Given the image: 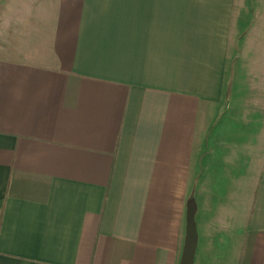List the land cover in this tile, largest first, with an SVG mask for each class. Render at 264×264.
<instances>
[{"label":"crops","instance_id":"crops-1","mask_svg":"<svg viewBox=\"0 0 264 264\" xmlns=\"http://www.w3.org/2000/svg\"><path fill=\"white\" fill-rule=\"evenodd\" d=\"M30 1L0 57V264H180L189 215L193 264H264V112L228 111L264 98L259 16L248 47L241 0ZM227 114L254 170L224 147L219 184ZM215 186L246 187L245 213Z\"/></svg>","mask_w":264,"mask_h":264},{"label":"rangeland","instance_id":"rangeland-1","mask_svg":"<svg viewBox=\"0 0 264 264\" xmlns=\"http://www.w3.org/2000/svg\"><path fill=\"white\" fill-rule=\"evenodd\" d=\"M29 1V2H28ZM0 0V57H16V54H14L10 48H11V42H12V36L11 33L16 29L17 26H25L28 25V22L30 24L34 22L35 17H31L30 12L28 15L26 14V10L28 11L29 7L35 8L38 2H31L30 0ZM34 1V0H32ZM240 3V1L238 0ZM237 2V7L238 3ZM30 10V9H29ZM242 12H244V28H243V34L244 36H248V38L244 41L247 42L245 44L251 46V28L249 22L251 19L245 18V15L249 12H255L258 16V27L262 32H264V0H241L240 8ZM241 12V13H242ZM25 14V15H23ZM33 14V13H32ZM26 16V17H23ZM35 16V15H34ZM40 16V15H39ZM35 26V25H34ZM6 47L9 48V50H6ZM257 72L255 71L253 75H256ZM256 77V76H255ZM256 82V80H255ZM251 92H249V96L247 98H243L242 103H240L239 100H236L234 98L230 99V104L228 111H238L242 113L243 110L246 111V109H242L241 107H245L248 109H251L254 113V117H259L256 115V112H264V98H261L260 93L257 90L250 89ZM242 93V91H241ZM245 91L243 95H245ZM237 95H234L235 97ZM240 94L237 96L239 97ZM242 98V97H241ZM258 110V111H257ZM242 115H225L226 118H233V123L236 124L239 127L240 134L242 133V137H239V134L235 136L234 129L232 127L223 128L222 133L220 134L222 137H218L217 133H212V178L216 177L217 181L222 180V177L226 175V177H229L231 175V170L235 168V166L229 164L228 158L231 157L230 154H228L226 151H222V148L227 147V149L231 146H236V154L233 156L237 158V164L236 167L239 170L240 166L245 167L247 163H252L254 156L250 153V149L248 147L251 146L252 142V135L249 133L248 129L246 128V125L243 121H241ZM244 117V116H243ZM248 117H251L248 115ZM243 124V128H241ZM219 133V132H218ZM234 139V140H232ZM241 140V141H240ZM233 162V159H232ZM254 165H252L253 167ZM246 172L245 175L247 176V179H249L251 173H253L254 168L251 170V165L248 167L246 166ZM245 181V179H244ZM246 183V182H245ZM219 186V185H218ZM218 186H215V188H211L212 190V196L214 198H221V202L225 203L223 205L222 213H227V217H234V219H237L238 217L242 216L245 213V202L247 201L248 194L246 187L243 189V193L241 196H238L234 194L233 192L229 193L228 196L221 195L223 190H221V194L217 195L218 193ZM241 197V201L239 198Z\"/></svg>","mask_w":264,"mask_h":264},{"label":"water","instance_id":"water-1","mask_svg":"<svg viewBox=\"0 0 264 264\" xmlns=\"http://www.w3.org/2000/svg\"><path fill=\"white\" fill-rule=\"evenodd\" d=\"M196 245V227L191 215L188 219V229L180 264H193L194 249Z\"/></svg>","mask_w":264,"mask_h":264}]
</instances>
